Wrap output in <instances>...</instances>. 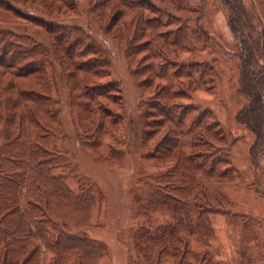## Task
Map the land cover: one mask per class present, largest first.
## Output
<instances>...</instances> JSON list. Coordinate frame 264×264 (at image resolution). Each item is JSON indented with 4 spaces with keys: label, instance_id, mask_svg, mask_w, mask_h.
Wrapping results in <instances>:
<instances>
[{
    "label": "trees",
    "instance_id": "1",
    "mask_svg": "<svg viewBox=\"0 0 264 264\" xmlns=\"http://www.w3.org/2000/svg\"><path fill=\"white\" fill-rule=\"evenodd\" d=\"M87 1L104 33L125 47L131 73L149 95L142 104L144 144L161 134L149 155L167 168L149 175L144 211L171 218L141 226L135 242L154 264H217L208 250L191 246V234L208 236L215 212L249 216L235 211L218 187L239 176L224 127L211 109L190 102L197 91L213 90L217 77L216 64L197 58L214 45L203 14L189 0ZM221 1L238 40L240 88L248 98L238 119L264 143L262 33L244 0ZM77 11V0H0V264H98L108 252L87 233L106 195L52 140L64 129L57 65L82 145L101 162L123 158L114 145L101 151L109 131L124 122L123 89L105 81L111 63L98 39L59 19Z\"/></svg>",
    "mask_w": 264,
    "mask_h": 264
},
{
    "label": "rangeland",
    "instance_id": "2",
    "mask_svg": "<svg viewBox=\"0 0 264 264\" xmlns=\"http://www.w3.org/2000/svg\"><path fill=\"white\" fill-rule=\"evenodd\" d=\"M203 14L202 25L212 34L214 45L197 56L216 64L215 88L200 90L193 94L190 102L200 103L213 111L224 127L229 140L230 159L239 172L234 181L218 184L235 204V211L246 213L249 219L233 218L223 212L211 214V232L188 233L191 246L199 251L208 250L217 264H264V143L258 139L238 114L248 105L247 96L241 91L239 44L229 28V9L221 0H189ZM255 14L257 30L262 33L264 46V0H244ZM75 14L59 18L87 28L100 42L111 63L113 80L123 89L125 119L119 129L109 131L104 138L101 151L106 154L110 145L123 149L120 163L98 160L83 145L79 137L80 127L70 105L69 91L64 83L61 69L55 65L53 79L56 96L61 107L64 129L62 134L52 137L54 147L66 154L78 166L82 176L97 182L106 195L103 206L97 207L88 234L104 241L108 252L98 264H154L142 255L135 242L141 226H155L170 220L161 211H144L151 185L149 175L164 172L150 151L161 134L143 142L142 104L149 97L143 94L131 73L125 47L108 37L100 23L89 14L87 0H77ZM191 22L195 23L192 19ZM30 30L34 29L29 27ZM36 31V30H34ZM109 162V161H108ZM98 224V225H97ZM72 230L76 228L70 227ZM45 260L48 253L45 251ZM169 259L172 260L170 255ZM166 263V262H165Z\"/></svg>",
    "mask_w": 264,
    "mask_h": 264
}]
</instances>
